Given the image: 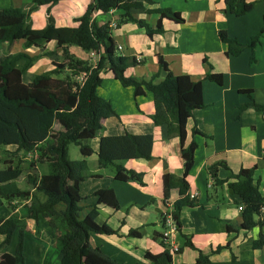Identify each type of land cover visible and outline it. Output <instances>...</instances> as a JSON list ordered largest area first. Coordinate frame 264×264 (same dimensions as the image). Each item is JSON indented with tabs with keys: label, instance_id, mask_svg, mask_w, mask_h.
Returning <instances> with one entry per match:
<instances>
[{
	"label": "crops",
	"instance_id": "obj_1",
	"mask_svg": "<svg viewBox=\"0 0 264 264\" xmlns=\"http://www.w3.org/2000/svg\"><path fill=\"white\" fill-rule=\"evenodd\" d=\"M32 2L0 0V10L24 9ZM90 2L59 0L50 9L55 26L76 28L78 23L74 20L84 14ZM153 2L152 5L144 4V8L170 9L180 15L182 23L164 19L161 22L163 32L149 37L145 28L135 22H123L122 13L117 10L98 12L94 14V20L98 26L109 28L118 56L142 58V65L126 69L127 77L160 84L166 76L158 65L161 57L174 76L186 75L202 85L204 108L192 112L186 123L184 142V147L192 142L197 144L193 166L186 179L188 195L196 193L197 196L193 199L195 205L184 207L180 214L181 234L191 241L195 250L184 246V240L178 237L180 252L172 256V264H196L199 252L208 256V264H264V248L253 250L250 245L258 238L259 229H241L239 198L230 194L227 184H216L209 173V167L214 164H223L217 167L219 180L227 179L230 173L254 169L253 181L264 195V112L252 108L240 112L238 109L241 104L249 102V97L241 93L243 91H251L254 102L264 106V33L253 49L246 48L238 56H228L227 45L219 38V32H224L228 38L248 46L264 26V0H237V3L253 5L248 13L239 17L229 11L224 0ZM130 14L133 19L142 20L155 30L159 15L147 14L143 9H131ZM46 16L47 6L33 10L30 14L32 29H43ZM111 24H116V29H111ZM66 50L68 56L88 63L89 52L76 46H69ZM18 53L33 58L22 76L25 84L36 75L53 70V63H64V49L58 48L54 41L30 48H25L23 41L0 44V57ZM61 72L59 79L70 74L68 70ZM208 73L220 74L221 85L206 80ZM99 77L101 83L96 92L112 105L118 116L104 120L103 136L150 134L153 139L152 159L124 163L127 170L142 174L143 185L121 183L114 179L112 169L98 168L99 138L92 140L93 154L87 159L88 177L80 185L81 216L96 208V223L116 232L111 236L91 234L89 243L92 247L121 264H149L150 256L164 251L162 243L154 236H162V217L179 197L178 191L173 190L168 204H164L162 177L165 174L182 176L181 143L178 137H168L164 127L151 121L150 116L154 113L151 94L134 99L132 88L122 87L107 69H103ZM194 128L202 135H193ZM79 158L80 152L76 159ZM106 189L114 192L118 210L98 205L94 194ZM63 209V205H57L54 215L41 217L37 232L34 221L22 220L24 264L58 263L63 248L61 242L71 233L62 215ZM15 213L20 214V208ZM11 215L0 200V218ZM131 230L139 232L140 237L129 236ZM262 233L264 235V228ZM3 240L4 236L0 235V243ZM17 244L18 232L15 231L4 252L14 255ZM219 247L223 249L214 253Z\"/></svg>",
	"mask_w": 264,
	"mask_h": 264
},
{
	"label": "trees",
	"instance_id": "obj_2",
	"mask_svg": "<svg viewBox=\"0 0 264 264\" xmlns=\"http://www.w3.org/2000/svg\"><path fill=\"white\" fill-rule=\"evenodd\" d=\"M59 0H33L24 9L7 8L0 10V44H12L23 41L25 48L38 47L45 41H54L58 48L64 49V63H53L54 69L36 75L29 84L22 81V76L29 68L33 58L24 53L0 57V152L14 146L17 152L31 154L37 158L31 163L24 176V171L10 164L0 169V200L11 211L6 219L0 218V235L4 240L0 243V264H24V224L23 219H30L39 231V219L54 215L57 205H63L62 215L70 230V235L62 240V250L57 264H121L112 260L100 249L89 243L91 234L111 236L116 232L95 221L96 208L82 217L81 183L87 176V159L93 154L90 142L99 138L97 164L99 169L110 168L114 179L121 183L134 182L143 185L142 174L127 170L124 163L129 160L152 159L153 139L150 134L121 136H103L104 120L118 117L112 105L98 96L96 90L101 83L99 77L103 69H107L124 88H132L134 99L151 94L154 113L150 116L156 126L166 129L168 137H178L181 143L183 174L177 177L165 174L163 182V200L167 205L171 191H178V199L173 203L172 218L174 219L179 238L184 240V246L195 250L191 241L181 234L180 214L184 207L195 205L188 195L187 176L193 166L194 152L197 144L192 142L184 147L186 139V123L192 112L204 108L202 85L194 82L189 76H174L167 64L158 58V65L166 76L158 85L127 77L126 69L143 62L135 58L118 56L116 45L107 26H98L94 14L117 10L122 13L123 22H135L145 28L147 35L163 32L162 20H172L182 23V18L170 9L149 10L144 4L152 5L153 0H91L82 16L74 21L76 28L56 27L50 14L52 6ZM229 11L236 17L248 13L252 4L237 3V0H224ZM40 6H47L46 25L41 30L31 27L30 14ZM131 9H143L147 14L159 15L155 30L142 20H135L130 14ZM264 33V26L258 36L246 46L219 32L220 40L227 45L228 56H238L246 48L253 49L258 38ZM76 46L85 52L95 51L100 58L95 67L67 55V47ZM49 55V54H48ZM253 62V59H251ZM21 63V65L19 64ZM68 70L69 75L63 79L58 76L61 71ZM85 73L83 83L77 85L76 78ZM205 79L221 85L220 74L208 73ZM249 97V102L241 104L239 111L252 108L264 112V106L258 105L251 97V91H243ZM193 135H202L196 128ZM74 145L78 148L81 159L71 161L68 148ZM37 164H45L47 173L37 175ZM209 167V173L218 185L227 184L231 195L239 198L238 206H243L241 229H259V236L250 242L253 250L264 248V195L259 191L258 184L253 181L254 169L241 170L237 174L230 173L225 180L217 179V167ZM24 176L27 189H20L16 182ZM98 205H103L114 211L118 210L114 192L111 189L99 190L94 194ZM43 197V198H42ZM20 208V214L15 210ZM164 226V219L162 217ZM229 230V228H227ZM18 232V244L15 254L4 252L10 243L14 232ZM131 237H140V233L131 230ZM164 247L159 255L149 257V264H172V254L165 244L163 236H154ZM216 248L214 253L219 252ZM180 252V248L177 254ZM208 256L199 252L196 264H208Z\"/></svg>",
	"mask_w": 264,
	"mask_h": 264
},
{
	"label": "rangeland",
	"instance_id": "obj_3",
	"mask_svg": "<svg viewBox=\"0 0 264 264\" xmlns=\"http://www.w3.org/2000/svg\"><path fill=\"white\" fill-rule=\"evenodd\" d=\"M78 148L74 145L69 146V159L71 161H76L78 157ZM37 158V155L35 152H32L31 154H24L19 153L16 151V149L13 146L7 147L6 149H3L0 152V169H3L7 166V164H10L14 167H19L24 171V176L27 173V170L30 168L31 163L34 162V160ZM76 159V160H75ZM81 158H79L80 160ZM38 168L36 171L37 175H43L47 173L46 165L45 164H37ZM92 167L90 168V170ZM88 172V170H87ZM24 176L16 182V186L20 189H27L28 186L26 185ZM7 208V207H6Z\"/></svg>",
	"mask_w": 264,
	"mask_h": 264
},
{
	"label": "built area",
	"instance_id": "obj_4",
	"mask_svg": "<svg viewBox=\"0 0 264 264\" xmlns=\"http://www.w3.org/2000/svg\"><path fill=\"white\" fill-rule=\"evenodd\" d=\"M110 27H111V29H116V24H111ZM89 55H90V58L88 60V64L90 67H95L97 65V62H98L100 56L95 51L89 52ZM135 59L138 62H142V58L140 56H137ZM85 76H86L85 73H82L76 78L77 85H81L83 83ZM196 196H197V194L194 193V194L190 195V198L194 199V198H196ZM238 210L242 211L243 206H239ZM263 210L264 209H262V211ZM172 212H173L172 205L168 206L165 214L163 215L164 231H163L162 236L164 238L165 244L168 247L169 252L173 256L174 254H177L180 246L177 242V238L179 237V233H178L176 223H175L174 219L172 218Z\"/></svg>",
	"mask_w": 264,
	"mask_h": 264
}]
</instances>
